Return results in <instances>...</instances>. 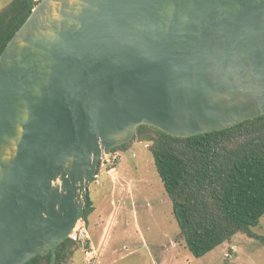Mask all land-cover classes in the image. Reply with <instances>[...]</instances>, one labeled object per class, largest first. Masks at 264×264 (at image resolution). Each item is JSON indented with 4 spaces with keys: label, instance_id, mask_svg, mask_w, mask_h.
Instances as JSON below:
<instances>
[{
    "label": "water",
    "instance_id": "1",
    "mask_svg": "<svg viewBox=\"0 0 264 264\" xmlns=\"http://www.w3.org/2000/svg\"><path fill=\"white\" fill-rule=\"evenodd\" d=\"M264 115V0H40L0 55V264L69 238L102 156Z\"/></svg>",
    "mask_w": 264,
    "mask_h": 264
},
{
    "label": "trees",
    "instance_id": "2",
    "mask_svg": "<svg viewBox=\"0 0 264 264\" xmlns=\"http://www.w3.org/2000/svg\"><path fill=\"white\" fill-rule=\"evenodd\" d=\"M39 1L12 0L0 13V55ZM134 138L151 143L180 233L195 258L204 257L237 233L264 243V236L252 232L264 216V115L188 138L143 125ZM93 212L89 196L83 215L87 223ZM73 246L78 244L65 239L56 250L55 264H62ZM51 259L52 252L46 251L26 264H51Z\"/></svg>",
    "mask_w": 264,
    "mask_h": 264
},
{
    "label": "rangeland",
    "instance_id": "3",
    "mask_svg": "<svg viewBox=\"0 0 264 264\" xmlns=\"http://www.w3.org/2000/svg\"><path fill=\"white\" fill-rule=\"evenodd\" d=\"M12 0H0V13ZM133 138L110 167L100 163L89 185L94 212L88 226L92 247L87 262L79 246L62 264H264V243L237 233L202 258H195L180 233L150 150ZM254 234L264 236V216Z\"/></svg>",
    "mask_w": 264,
    "mask_h": 264
},
{
    "label": "built area",
    "instance_id": "4",
    "mask_svg": "<svg viewBox=\"0 0 264 264\" xmlns=\"http://www.w3.org/2000/svg\"><path fill=\"white\" fill-rule=\"evenodd\" d=\"M101 161L102 166L107 165L112 167L117 163L118 155L113 154L112 152L106 153L102 156ZM69 239L78 244V246L82 249V252H84L87 262H89L92 259V257H90V254H92L93 251H91L92 247L89 245V226L84 218L78 221L72 234L69 236Z\"/></svg>",
    "mask_w": 264,
    "mask_h": 264
}]
</instances>
